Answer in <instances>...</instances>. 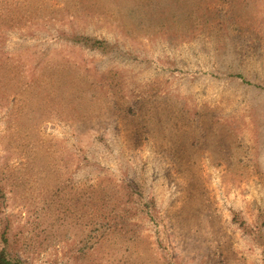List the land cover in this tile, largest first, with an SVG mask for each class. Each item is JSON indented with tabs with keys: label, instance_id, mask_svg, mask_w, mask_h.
Instances as JSON below:
<instances>
[{
	"label": "rangeland",
	"instance_id": "rangeland-1",
	"mask_svg": "<svg viewBox=\"0 0 264 264\" xmlns=\"http://www.w3.org/2000/svg\"><path fill=\"white\" fill-rule=\"evenodd\" d=\"M4 249L264 264V0H0Z\"/></svg>",
	"mask_w": 264,
	"mask_h": 264
},
{
	"label": "trees",
	"instance_id": "trees-1",
	"mask_svg": "<svg viewBox=\"0 0 264 264\" xmlns=\"http://www.w3.org/2000/svg\"><path fill=\"white\" fill-rule=\"evenodd\" d=\"M102 44L103 43H99V45H102ZM0 264H18V260L13 259L9 255V253L6 251V249H4L0 252Z\"/></svg>",
	"mask_w": 264,
	"mask_h": 264
}]
</instances>
